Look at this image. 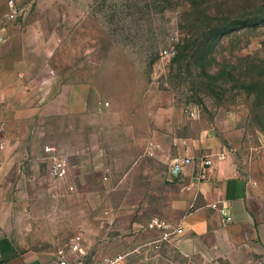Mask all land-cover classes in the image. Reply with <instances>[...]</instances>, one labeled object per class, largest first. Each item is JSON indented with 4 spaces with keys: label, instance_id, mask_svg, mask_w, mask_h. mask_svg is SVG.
Wrapping results in <instances>:
<instances>
[{
    "label": "rangeland",
    "instance_id": "374dc122",
    "mask_svg": "<svg viewBox=\"0 0 264 264\" xmlns=\"http://www.w3.org/2000/svg\"><path fill=\"white\" fill-rule=\"evenodd\" d=\"M6 1L0 0V18ZM15 2L23 10L5 23L0 42L2 133L10 127L42 136L43 129L66 127L68 93L82 84L90 118H96L90 125L101 129L89 136V168L83 170L86 159L67 152V136H43L63 148L43 147L50 182L70 187L71 178L74 186L68 198L34 201L29 215L56 235L59 248L80 233L86 264L117 252L128 253L125 264H223L195 243L196 202L186 199L188 188L165 179L185 141L195 154L228 161L229 170L249 182L264 256V23L215 31L202 65L194 47L183 56L180 50L186 38L204 45L213 27L264 10V0ZM84 122L77 115L75 126ZM128 124L129 135H121ZM151 142L158 145L153 153ZM54 152L68 160L63 179L49 173ZM153 217L182 231L165 239L161 228L148 226Z\"/></svg>",
    "mask_w": 264,
    "mask_h": 264
},
{
    "label": "crops",
    "instance_id": "0c3cea01",
    "mask_svg": "<svg viewBox=\"0 0 264 264\" xmlns=\"http://www.w3.org/2000/svg\"><path fill=\"white\" fill-rule=\"evenodd\" d=\"M86 89L85 84H82V88L72 85L68 93L66 119L69 124L66 127L43 129L42 136L37 134L38 131L21 128L9 127L3 132L6 145L0 151V264L57 263L59 244L56 235L36 224L34 214L29 215V209H33L34 201L42 197L61 200L72 196L65 183L59 185V181L49 180L50 176L41 161L43 147L51 144L60 149L62 145L60 141L50 138L48 141L43 136L51 133L67 136L64 145L71 147L67 152L76 159H86V165L80 166L82 170L83 167L89 168V136L92 132H101V129L96 130L90 125V120L96 122V118H90ZM96 106L99 108L101 103H96ZM79 114L86 119L82 127L75 126ZM162 124L164 126L166 120ZM132 127L130 124L124 125L118 132L129 135ZM161 134V131L156 132L155 136ZM168 139L170 141L171 136ZM176 148L178 155L190 156L192 160L178 174L170 171L168 163L165 179L181 181L188 188L186 199L196 202L193 213L195 243L200 251L204 254V251L209 252L223 264H264V256L260 255L263 254L262 230L251 208L249 182L232 173L228 161L212 159L209 165L203 166L199 158L203 153L195 154L196 149L182 143ZM69 170L72 171L71 166ZM67 183L74 186L71 178ZM220 205L226 206L231 220L224 219L218 209ZM182 242L186 244V236L182 237Z\"/></svg>",
    "mask_w": 264,
    "mask_h": 264
},
{
    "label": "built area",
    "instance_id": "2783aa9c",
    "mask_svg": "<svg viewBox=\"0 0 264 264\" xmlns=\"http://www.w3.org/2000/svg\"><path fill=\"white\" fill-rule=\"evenodd\" d=\"M6 5H7V10L3 13V15L0 18V42L3 39V31L6 28L5 23L9 20L15 19L18 15L21 14L23 10V7L16 4L15 0H7ZM162 53L168 55L171 53V51L168 48H164L162 50ZM189 113L192 116L195 115V111L193 109H191ZM2 131H3V127L2 125H0V151L4 149L6 145ZM184 142L185 141H182V143ZM157 146L158 145L156 143L151 142L150 145L148 146L149 152L153 153V151L157 148ZM221 156L222 155L218 154L217 158H221ZM199 158H200L201 165L203 166L209 165L212 161V158L205 154H201ZM191 160H192V157L190 156L176 155L173 158H171L169 162V166H170L169 169L173 174H178L182 170L184 165L191 162ZM68 167H69V164H68V160L66 156L60 155L59 153H56V152L51 154L50 163H49V173L52 177L56 179L65 178V176L68 173ZM69 188H72V186H70ZM218 209L226 221L231 220V215L227 211L226 206L220 205ZM148 226L161 228L163 231L162 237L165 239L170 238L172 234H175L181 231V228L179 227L170 228L168 223L156 217H153L150 219V221L148 222ZM68 252L77 253V255L72 258V257H69ZM57 254H58V259H57L56 264H86L84 263V260L82 257V254H84L82 250V235L79 233V234L72 236L70 240L68 241L65 248L63 247L58 248ZM127 254H128L127 252H117L113 254L102 255L100 257L93 259L88 264H125Z\"/></svg>",
    "mask_w": 264,
    "mask_h": 264
},
{
    "label": "trees",
    "instance_id": "16d2710c",
    "mask_svg": "<svg viewBox=\"0 0 264 264\" xmlns=\"http://www.w3.org/2000/svg\"><path fill=\"white\" fill-rule=\"evenodd\" d=\"M261 23H264V10L263 9H259L256 14L252 15L249 18L247 17L243 21L232 22L231 24L227 25L223 29L221 28L222 26L215 27V28L213 27L212 31L206 35L207 43H204V45L202 44L199 46L197 37L186 38L184 40V42L182 43V45L180 46V50L182 52V55L181 54L180 55L183 56L185 54V52H184L185 50H190L194 47L195 49H194L193 53L196 52L195 53V60L197 63H200L202 65V64H204V62L207 61L210 53L213 51V48H212L213 45L209 41L211 40V38H213L215 36L214 35L215 31H216V34L218 36L220 34H224V32L226 31L227 28L232 29V28H238V27H244V26H254V25H259ZM198 47H199V49H196Z\"/></svg>",
    "mask_w": 264,
    "mask_h": 264
}]
</instances>
